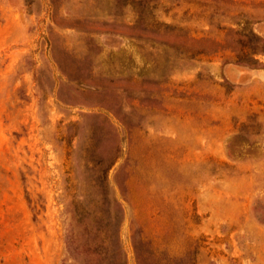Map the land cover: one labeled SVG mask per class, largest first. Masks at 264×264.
<instances>
[{
    "label": "rangeland",
    "instance_id": "obj_1",
    "mask_svg": "<svg viewBox=\"0 0 264 264\" xmlns=\"http://www.w3.org/2000/svg\"><path fill=\"white\" fill-rule=\"evenodd\" d=\"M125 260L264 264V0H0V264Z\"/></svg>",
    "mask_w": 264,
    "mask_h": 264
},
{
    "label": "trees",
    "instance_id": "obj_2",
    "mask_svg": "<svg viewBox=\"0 0 264 264\" xmlns=\"http://www.w3.org/2000/svg\"><path fill=\"white\" fill-rule=\"evenodd\" d=\"M251 48L253 50V51H251L253 54L258 51V49H255V47H251ZM253 59L255 60V62H258V60H256V58L252 56L250 60H253ZM240 60L244 61V62H249L250 61L249 59H240ZM122 264H126V260Z\"/></svg>",
    "mask_w": 264,
    "mask_h": 264
}]
</instances>
